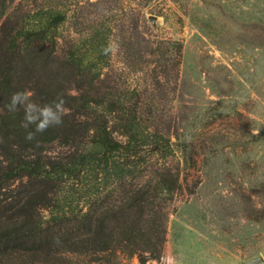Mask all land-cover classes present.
Returning a JSON list of instances; mask_svg holds the SVG:
<instances>
[{"label":"trees","instance_id":"16d2710c","mask_svg":"<svg viewBox=\"0 0 264 264\" xmlns=\"http://www.w3.org/2000/svg\"><path fill=\"white\" fill-rule=\"evenodd\" d=\"M108 1L0 0V264H70L76 254L108 262L121 249L138 264L160 256L188 158L162 106L182 43L144 31L156 93L109 79L104 21L62 36L71 15L108 11ZM23 89L40 104L63 95L62 126L26 140L23 109L5 108Z\"/></svg>","mask_w":264,"mask_h":264},{"label":"rangeland","instance_id":"374dc122","mask_svg":"<svg viewBox=\"0 0 264 264\" xmlns=\"http://www.w3.org/2000/svg\"><path fill=\"white\" fill-rule=\"evenodd\" d=\"M108 4V11L75 12L62 36L70 42L104 21L110 27L103 71L109 79L156 93L158 62L141 40L144 31L182 43L176 87L162 106L170 109L165 119L185 142L188 158L160 256L145 264L264 261V0ZM106 259L76 254L70 264H138L127 249Z\"/></svg>","mask_w":264,"mask_h":264},{"label":"clouds","instance_id":"9594fccd","mask_svg":"<svg viewBox=\"0 0 264 264\" xmlns=\"http://www.w3.org/2000/svg\"><path fill=\"white\" fill-rule=\"evenodd\" d=\"M107 54L111 46L103 49ZM34 92L23 89L12 93L5 108L8 112L24 111V120L21 127L26 130L25 139L33 140L37 133H43L50 127H59L63 124V117L69 114L63 95L58 94L52 101L40 104L32 99ZM255 134V133H254ZM59 243V238H54Z\"/></svg>","mask_w":264,"mask_h":264},{"label":"water","instance_id":"95a60500","mask_svg":"<svg viewBox=\"0 0 264 264\" xmlns=\"http://www.w3.org/2000/svg\"><path fill=\"white\" fill-rule=\"evenodd\" d=\"M255 263L256 264H264V261H263L262 258H258V259L255 260Z\"/></svg>","mask_w":264,"mask_h":264}]
</instances>
